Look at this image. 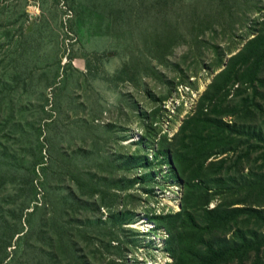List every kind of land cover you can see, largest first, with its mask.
<instances>
[{
	"label": "rangeland",
	"instance_id": "1",
	"mask_svg": "<svg viewBox=\"0 0 264 264\" xmlns=\"http://www.w3.org/2000/svg\"><path fill=\"white\" fill-rule=\"evenodd\" d=\"M259 35L264 0H0V264H175L185 212L201 225L205 213L183 205L162 143ZM245 87L227 85L230 110ZM257 101L255 117L224 116L243 129L225 154L229 187L264 178V85Z\"/></svg>",
	"mask_w": 264,
	"mask_h": 264
},
{
	"label": "trees",
	"instance_id": "2",
	"mask_svg": "<svg viewBox=\"0 0 264 264\" xmlns=\"http://www.w3.org/2000/svg\"><path fill=\"white\" fill-rule=\"evenodd\" d=\"M238 56L237 64L226 70L222 82L214 87L215 90L209 96L204 97V106L188 120L179 141L175 135L170 143H162V150L167 152L166 149L169 148L168 154H172L178 177L184 180L187 192L184 194L183 205L188 203L192 208L201 206L205 213L204 225H201L191 211L185 212L177 237L172 236L169 240V244L177 240L179 251L172 250L175 264H247L249 256H261L264 250V204L255 205L250 196L259 192L258 195L264 197V178L254 176V180L244 185L239 183V188L229 187L221 178L222 170L228 163L225 154L236 143L234 150L239 148L238 134L243 131L237 127L236 121L231 124L224 120V116L237 117L236 114L241 113L244 117H255L260 107L257 105V98L259 87L264 85V35L252 40L245 52ZM231 82L248 85L253 88V95L247 96L242 103L230 110L227 107L228 95L226 96L225 91ZM260 136L264 137V131L261 130ZM248 154L251 153L246 152ZM261 154L264 161V147ZM222 155L224 157L220 158ZM213 156L217 160H211L207 164ZM215 164L217 166L214 172L212 166ZM210 176H214L212 185L198 180ZM213 187L215 192L210 191ZM231 189L236 194L248 195L249 200L242 206L220 202L209 208L212 196L231 192ZM178 216L179 213H169L166 219H177ZM158 218L156 216L153 219ZM216 232L219 237H223L218 243L213 242ZM230 232L231 238H224Z\"/></svg>",
	"mask_w": 264,
	"mask_h": 264
},
{
	"label": "water",
	"instance_id": "3",
	"mask_svg": "<svg viewBox=\"0 0 264 264\" xmlns=\"http://www.w3.org/2000/svg\"><path fill=\"white\" fill-rule=\"evenodd\" d=\"M27 12H30V10H29V9H27ZM228 59H229V56H228V57H226V59H225V62H224V65H223V68L226 66V64H227V62H228Z\"/></svg>",
	"mask_w": 264,
	"mask_h": 264
}]
</instances>
